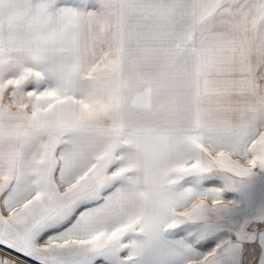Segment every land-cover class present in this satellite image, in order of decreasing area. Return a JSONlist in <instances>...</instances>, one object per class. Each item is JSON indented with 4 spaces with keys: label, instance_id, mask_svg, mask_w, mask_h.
<instances>
[{
    "label": "snow or ice",
    "instance_id": "1",
    "mask_svg": "<svg viewBox=\"0 0 264 264\" xmlns=\"http://www.w3.org/2000/svg\"><path fill=\"white\" fill-rule=\"evenodd\" d=\"M0 264H264V0H0Z\"/></svg>",
    "mask_w": 264,
    "mask_h": 264
}]
</instances>
